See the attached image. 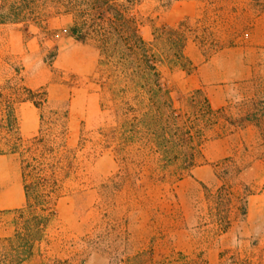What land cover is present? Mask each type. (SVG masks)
Instances as JSON below:
<instances>
[{
    "label": "rangeland",
    "instance_id": "374dc122",
    "mask_svg": "<svg viewBox=\"0 0 264 264\" xmlns=\"http://www.w3.org/2000/svg\"><path fill=\"white\" fill-rule=\"evenodd\" d=\"M67 2L26 0L25 19L0 23L1 245L31 213L27 161L50 220L24 264H264V0ZM122 13L172 103L135 96L121 71L135 60L102 57L99 27ZM217 54L212 67L252 71L223 104L194 85ZM66 111L64 131L52 121Z\"/></svg>",
    "mask_w": 264,
    "mask_h": 264
},
{
    "label": "trees",
    "instance_id": "16d2710c",
    "mask_svg": "<svg viewBox=\"0 0 264 264\" xmlns=\"http://www.w3.org/2000/svg\"><path fill=\"white\" fill-rule=\"evenodd\" d=\"M1 13L0 23H15L19 19H25L24 12L26 10V0H21L20 3H9L10 0H0ZM67 4H71V0ZM109 3H107L108 5ZM9 6V11L5 9ZM69 12L72 8L66 6ZM97 7V6H95ZM121 19H108L103 33L96 36L98 48L101 51L102 57L107 61L116 60L125 65L135 60L138 66L135 68L124 67L121 71L123 75L132 80L136 90L135 96L148 100V105L153 106L156 100L162 95H166L169 102L172 103L168 89L162 84L161 73L158 70V60L150 55L149 47L145 40L140 36L138 27L133 19L126 17L124 13L120 15ZM85 24H76L72 27L71 32L74 38L80 42L87 41V33H83ZM103 25V24H102ZM104 26V25H103ZM99 32V31H98ZM97 33V32H96ZM117 34V37H116ZM185 40L183 39V42ZM175 58L184 59V54L179 48L175 54ZM128 66V64L126 65ZM33 94V93H31ZM33 101V99H31ZM34 105L42 110V105L33 101ZM68 120V111L63 113L61 117L55 118L52 123L61 124L66 131ZM45 117L41 115V125L43 126ZM41 126V127H42ZM42 129V128H41ZM41 129L39 134H41ZM64 134V132L62 133ZM45 147L49 142L44 137L40 141ZM35 167L32 163L24 161L21 165L22 182L25 193V208L31 211L30 216L26 218L25 209H19L17 212L20 215V223L14 237L6 239L3 245L0 243V264H24L32 256L33 245L36 240H39L48 226L50 216H46L49 199L44 189V184L34 177ZM35 180V181H34ZM41 211V213H32V211Z\"/></svg>",
    "mask_w": 264,
    "mask_h": 264
},
{
    "label": "crops",
    "instance_id": "0c3cea01",
    "mask_svg": "<svg viewBox=\"0 0 264 264\" xmlns=\"http://www.w3.org/2000/svg\"><path fill=\"white\" fill-rule=\"evenodd\" d=\"M223 53L224 51H222V54ZM219 56L220 55L217 54L210 59L202 61V64L199 66L197 72L198 79L194 85L206 91L211 101L215 99L217 103L223 104L227 100L228 87L226 83L245 79L252 74V71L246 65L243 58L235 62V68H232L231 70L212 67L216 60H220L218 59L220 58ZM256 61H259V59H256Z\"/></svg>",
    "mask_w": 264,
    "mask_h": 264
}]
</instances>
